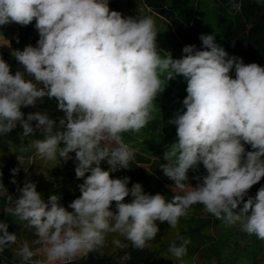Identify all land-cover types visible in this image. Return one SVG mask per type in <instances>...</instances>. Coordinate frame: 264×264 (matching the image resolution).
Returning a JSON list of instances; mask_svg holds the SVG:
<instances>
[{"label":"clouds","instance_id":"9594fccd","mask_svg":"<svg viewBox=\"0 0 264 264\" xmlns=\"http://www.w3.org/2000/svg\"><path fill=\"white\" fill-rule=\"evenodd\" d=\"M234 7L239 10L240 5ZM33 20L37 46L14 52L23 71L13 75L0 58V135L18 125L24 136L40 130L44 138L30 145L37 156L67 161L74 152L75 175L83 183L78 186L81 195L68 206L72 212L58 195L45 202L36 183L28 180L14 201L7 197L11 206L4 212L26 222L45 246L46 262H41L33 260L36 253L23 243L16 254L24 264H57L82 250L95 251L109 233L142 250L157 237V221L175 228L197 203L264 240V186L244 201L264 177V67L229 57L214 35L200 37L209 50L187 45L183 58L173 59L171 53L162 58L153 19L124 18L110 11L108 0H0V26H27ZM233 68L234 79L229 75ZM176 76L187 81L186 111L170 121L178 140L165 151L161 170L181 190L190 169L202 163L207 174L194 177L202 182L169 202L159 193L146 194L140 183L129 188V177L112 178L111 172L129 168L136 149L124 142L123 134L147 126L162 85ZM45 96L56 98L58 110L65 113L58 127L46 113H29L25 119L21 111ZM245 144L252 151L246 152ZM105 160L109 170L100 166ZM11 172L15 176L18 169ZM0 189L6 190L2 182ZM129 195L131 201L124 202ZM113 202L115 212L110 210ZM16 242V234L0 222V251ZM114 243L126 247L119 240ZM188 243L170 245L176 260L186 254Z\"/></svg>","mask_w":264,"mask_h":264},{"label":"trees","instance_id":"16d2710c","mask_svg":"<svg viewBox=\"0 0 264 264\" xmlns=\"http://www.w3.org/2000/svg\"><path fill=\"white\" fill-rule=\"evenodd\" d=\"M208 1L211 4L213 20L217 28L215 43L223 47L229 57L234 56L242 59L245 64L257 63L264 67V0ZM143 2L152 14L165 23L181 52L187 45H195L196 50H209L203 46L200 39L201 35H213L207 26L210 11L206 7L205 0H143ZM235 4L240 5L239 10L234 7ZM108 5L109 8L114 6L113 4ZM135 14V18L142 17L141 13L136 12ZM7 25L14 26V23ZM7 25L1 27L4 28ZM13 33L8 38L11 52L0 54V58L10 65V71L14 75L16 71H23L22 65L14 57L15 50L22 51L28 45L37 46L39 34L35 28V20L27 26L18 24L16 32ZM162 34L159 33V36ZM231 71L235 73V68ZM25 79H32V77L26 75ZM172 101H170L171 104H173ZM41 103H43L41 108L49 115H58V113H53L58 108L56 98L45 96L41 99ZM156 104L159 105V102ZM163 110L162 107L161 111ZM21 111L25 113V107H22ZM33 128L35 129V126ZM43 138L38 129L33 135L24 136L22 128L18 125L8 134L0 135V155H8L12 150H31L33 149L30 146L32 141ZM59 146L64 147L63 142ZM245 147L247 151H252L250 145L245 144ZM16 166L15 160L10 161L6 166L0 164V173H2L0 178L12 177L11 170ZM100 166L104 170L110 169L106 160L102 161ZM123 171L124 169H118L111 172V177L116 178V173L120 174ZM89 174L86 173V176ZM187 176L188 181L184 182L185 185L190 180L198 181L194 179L196 176L190 171ZM129 178L132 182L131 187L134 183H140L146 194L159 193L169 202L177 195L164 189V185L174 186V182L163 173L160 177H156L139 166H134ZM261 181L264 183V177ZM66 183L67 185L62 187L59 194L65 200L62 206L72 212L73 209L69 210L67 207L81 195L78 186L83 183V178L77 179L75 174H69ZM7 197L0 199V204L4 207L10 206ZM131 199L130 195L125 198L124 202H130ZM244 201H247L245 196ZM242 207L243 203L239 204L235 212L240 211ZM110 210L116 211L115 202L110 206ZM0 222L8 224V231L14 232L17 240L29 241V237H32V234L29 233V235L24 229L21 220L15 216L4 214L0 216ZM223 222L226 221L217 219L208 213L202 204H193L188 209L187 215L179 218L175 228L170 227L167 222L157 221L159 232L157 237L150 242L149 247L142 250L135 249L130 241L118 233H109L104 245L91 251L86 258L58 264H244V262L257 264L254 261L261 254V240L254 237L255 235L245 233L242 234L243 239L217 237L214 230ZM178 236L182 239H178ZM115 240L121 241L126 247H118L114 243ZM184 240L189 241L186 245V254L181 260H176L169 251V247L173 243L180 246ZM38 241L39 238L35 237L33 242ZM105 246H108L109 250L103 251L102 248ZM9 247L5 246L3 251H0V264H21L13 259ZM112 250H114L113 253H111Z\"/></svg>","mask_w":264,"mask_h":264},{"label":"rangeland","instance_id":"374dc122","mask_svg":"<svg viewBox=\"0 0 264 264\" xmlns=\"http://www.w3.org/2000/svg\"><path fill=\"white\" fill-rule=\"evenodd\" d=\"M108 4L114 5L113 7L109 8L110 11H118L123 17L126 18H135L136 12L141 13L142 17H151L155 24V31L157 32L156 43L160 56L163 58L167 55V53H171L173 59L183 58L185 54L177 47L165 23L161 19H158L154 14L151 13L149 9L145 7L143 0H108ZM205 4L208 11H210L207 22L208 30L216 37L217 28L213 20L212 7L208 0H205ZM17 26L18 24L16 23H14V26L7 25L4 28L0 26V54L11 52L8 38L11 36V34H14L13 32H16ZM159 33H163L162 36H159ZM229 75L233 79L235 78V73L232 71H230ZM161 78L163 79V77ZM173 80L174 81H165V83L162 85V88L165 89L158 93L156 99L153 101V119L147 124V126L141 129L139 132L129 131L123 134L124 142L131 148L136 149V151L134 154V159L129 163V168L124 169V171L120 172V174L117 172L116 178L129 177L130 171L134 169V166H139L141 169L148 171L150 174L156 177H160V175L163 173L161 170V165L166 163L164 160V153L178 140L176 135V125L170 123V121L175 119L178 113L182 114L184 111H186L182 102L187 96V81L183 76H176ZM38 87H42V85H39ZM170 101H172L173 104H171ZM156 102H159V105L156 104ZM41 106H43L41 99H37L35 106L25 107V119L29 113H46L50 119L56 122V126L58 127L59 120L65 116V113L62 110H58V108H56L53 113H58V115H54V117L45 112ZM162 107L164 108L163 111H161ZM31 123L33 126L36 125L35 121H32ZM245 151L247 152L246 147ZM69 155L72 157V159L67 161H64L62 158H60V160L57 158L55 161H46L37 156L36 150L34 148L31 150H12L8 155H0L1 165L6 166L10 163V161L15 160L17 164L16 169H18V173L15 176L7 179L0 178V182H2L4 188L6 189H0V199L11 195L13 196L14 201L15 198L19 196L18 188H22L25 181L28 180L36 183L37 191L41 194L45 202L48 201L50 195H58L61 198L59 202L61 205H63L62 203L65 200L63 199V196L59 194V191L64 185H67V176L69 174H75L76 166L74 159L75 153H69ZM189 171L196 177H202L207 174L202 163H200L195 169H190ZM13 179H15L16 183L11 182ZM200 182L202 181L194 182L190 180L189 183L186 184L185 190H181L175 188V186L169 185H164V189L177 195H183L186 190H190L189 185L195 188ZM131 183L132 182L129 181V188H131ZM262 186H264V183L261 180L257 184L253 185L245 195L246 199L249 197H255L257 191ZM4 208V205L0 204V216L6 214L3 210ZM67 208L69 210L71 209L69 207ZM248 214H251V210ZM21 222L24 226V229L27 230V233L32 234V237H29V241L17 240L15 244L10 245L9 248L12 252L13 259L19 261L21 264H24V262H22L21 258L16 253L20 246L27 242L30 249L36 253L33 257V260L46 262V256L43 251L45 247L44 244L39 241L33 242L34 238L37 237L34 234V229L27 227L26 222ZM214 233L217 237H230L233 239H236V237L243 239L242 234H248L242 230L240 222L231 225L227 222H223L217 225ZM261 247V254L257 256L256 260L254 261L257 264L264 263V240H261ZM108 248V246H105L102 248V250L104 251ZM113 251L114 250H112L111 253H113ZM89 253L90 252L87 250H82L70 260L57 262V264L86 258ZM244 264L254 263L244 262Z\"/></svg>","mask_w":264,"mask_h":264}]
</instances>
